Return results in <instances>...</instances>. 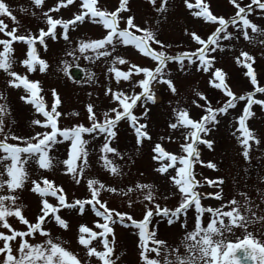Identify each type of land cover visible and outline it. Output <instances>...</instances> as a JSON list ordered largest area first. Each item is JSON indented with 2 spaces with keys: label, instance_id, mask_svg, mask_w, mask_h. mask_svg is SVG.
<instances>
[{
  "label": "rangeland",
  "instance_id": "1",
  "mask_svg": "<svg viewBox=\"0 0 264 264\" xmlns=\"http://www.w3.org/2000/svg\"><path fill=\"white\" fill-rule=\"evenodd\" d=\"M4 2L9 6L18 21V23H14L9 17L0 16V19H3L4 23L8 25L7 30L16 27L18 29L16 35L18 36H27L29 33L38 36L40 29L47 31L48 28L43 13L49 12L60 0H44L43 6L39 8L35 7L31 0H4ZM188 2L195 5L196 0H188ZM202 2L208 6L213 15L223 17L226 20L234 16L237 11L233 4L229 3V0H202ZM237 2L244 7L250 4L251 0H237ZM80 3L81 0H76L74 4L68 7H61L58 12H49V15L53 19L72 20L74 15L81 11ZM120 3L121 0H98L96 7L111 13L120 7ZM160 4L161 0H156L155 6L149 0H127V11L119 13V27L121 29L126 28L127 18L132 17L135 25L153 31L156 39L165 45L161 48L159 45L152 44L154 49L164 51L169 56H175L183 52H194L200 47L194 42L191 35H189L190 33H195L206 40L218 26L217 24L206 23L201 17L193 16L192 13L199 11V8L189 9L185 4V0H168L164 12L156 11ZM21 9L27 11H21ZM247 18L260 29H264V10L253 5V10ZM131 31L135 32V29ZM228 31L233 33L234 36H239V38L232 41L221 40V45L225 48V51H217L211 54L215 56L211 71L221 69L226 74V83L229 88L239 97L254 91V86L251 84L249 77L245 75L247 69L238 66L236 62V57L240 56L242 51L254 57L255 62L252 63V68L256 67L254 73L258 84L264 87V45L258 42L264 40V36L251 33L249 29V34L253 37V42L249 43L243 39L237 28L230 25ZM107 32L108 30L104 29L102 24L92 23L86 18L82 24L77 23L75 27L70 25L69 39L66 41L63 39V29L57 26V38L55 40L51 37L45 38L46 51L39 43L36 45L39 57L49 65L45 73L39 72L38 66L35 72L28 73L20 63L26 58L27 45L19 41L12 44V57L16 61L12 71L22 76L27 75L30 81H39L42 89L39 95L43 97L46 110L50 111L54 103L52 90L54 89L58 95L60 104L57 111L61 113L58 126L61 129H70L77 125L90 127L91 121L88 119L89 114L87 111L89 104L93 105V111L97 119L102 121L104 112H109L112 108L117 107L111 96L105 95L108 88L128 94L141 91L138 87L133 89L132 85L135 81L143 79V74L133 76L131 81L122 80L119 85L116 84L114 74L108 72L114 57H123L129 64L141 68L154 69L156 67L155 61L141 55L133 46L125 47L118 44L116 50L112 52V56H101L99 59L95 58L96 54L91 50L83 54L79 52V45L82 41L87 43L103 39ZM135 34L141 35V33ZM0 39L10 38L0 33ZM0 50H2V46H0ZM106 50L111 52V46H108ZM69 52H72L73 55H68ZM85 57H92L93 59H86ZM129 64L117 65V67L121 71H127ZM73 66H81L84 69L85 76L82 80L74 79L69 73L70 68ZM165 71L168 74L166 78L170 79L176 88L175 94L168 89L167 85H158L155 89L153 88L155 93H158V101L154 104H147V115L143 116L145 108L139 102L133 110L135 115L143 117L139 122L147 125L146 131L151 136V140H144L141 145H137L135 134L127 120H121L114 129L116 136L110 146L115 148L119 155L109 153L108 158L119 168V175H113L103 166V161L100 159L102 155L100 148L104 143V137L96 134H93L96 135L95 139L89 134L83 136L90 143L87 145L88 166L79 184L75 183L71 175L65 174V166L60 163V161L68 158L70 144L68 141L55 145L49 152V155L54 158V166L51 170L40 169L34 161H29L25 165L28 178L24 187L17 189L11 195L18 197L17 204L21 206L22 215L30 223H36L38 215L41 214V197L31 191L32 181H40L43 178L62 188L68 203L91 198L87 188L88 180L98 181L106 188H115L117 189L115 193L101 190L100 201L106 202L109 209L127 213L137 221L143 219L145 204L148 203L143 199L144 193L135 190L138 183L154 186L155 203H158L162 208L167 207L174 210L179 205L181 197L178 189L169 180V174L161 175L155 171L156 168L160 167V162L153 160V148L159 143L167 152L177 156L183 155L180 145L185 142L183 133L187 129L173 130L169 127L170 123H175L173 109H187L193 120H199L205 113L202 108L196 107L193 101L201 105H204L205 101L196 96L197 91L207 97L213 108L221 107L227 97L220 90L209 86L211 71L209 73L197 71L196 65H188L187 61H185L183 69H181L179 63L170 61ZM89 77L92 78L89 79ZM10 79L4 71L0 70V94L5 97V99L0 100V104L7 106V113L3 117L5 132H10L12 135L28 140L36 133L51 131L50 128L45 129L33 125V120L44 121L45 118L35 110L33 105L21 100V96L27 95L23 87H9L8 81ZM255 98L264 100V94L257 93ZM245 104L246 101H237L236 107L229 109L228 115L217 117L218 124L215 126L209 125L211 130L206 136L202 134L203 139L212 142V147L209 148L205 144L198 145L199 159L203 161V165L195 164L193 171L196 179L203 186L198 187L196 191L201 194L202 206L214 209L227 204L233 198L243 204L245 198L240 193H245L254 202V211L256 210L255 204L260 205L261 210L257 211V215H264V203H261V195L264 194V108H261L260 105H253L251 111L254 115L246 122L247 127L260 140V143L256 145L254 141L249 142L252 146L248 159H245L242 155L243 148L237 140V136H240V133L237 132V120L242 115ZM73 113H78V115H73ZM169 137L172 138L171 141L168 139ZM0 139H3V137L0 136ZM58 139L62 138L58 137ZM8 142L18 144L21 147L25 146L21 141L9 140ZM32 142L35 143L36 141ZM209 162L214 164L215 168L206 167L205 165ZM163 163L167 164L168 161L165 160ZM0 171H3L2 166H0ZM169 173L175 174L173 169H169ZM4 178L7 179L6 176ZM221 180L223 181L222 184L219 183ZM209 181L217 183L209 185ZM129 188L134 189V191L124 195L123 193L127 192ZM217 192L221 193V200L211 197L203 198L206 194ZM9 194L6 187L4 191L0 192V195ZM164 197L168 198L165 199ZM47 199L54 206L58 204V201L53 197H47ZM130 200L133 202L132 207L128 206ZM97 207L99 206L97 205ZM223 210L228 211L230 209L225 207ZM58 214L67 221V230L60 228L54 220L50 219L42 226L45 231L50 233V237L54 242L60 243L69 252L75 254L81 264H101L96 257H87V250L78 243V229L83 225L89 227L92 231L99 232L101 229L94 227V225L97 222L103 223V219L95 216L90 205H85L82 215L76 208H61ZM201 219L202 223L206 225L210 219V214L205 213ZM225 220L227 222V218ZM7 222L17 231L28 230L27 226L22 224L16 217H8ZM125 222L130 223L129 221ZM184 222H186V228L181 226ZM194 224L195 211L193 207L189 209L186 217L182 216L173 225H169L167 220L162 217H155L149 227L150 230L156 231L157 239L166 241L169 247H176L180 246L185 233L193 230ZM110 226L115 235L112 259L115 260L119 256L116 264H141L140 250L137 247L138 236L136 232L138 230L123 227L119 223ZM248 231L264 242V224L250 225ZM0 232L11 234L4 228H0ZM244 235L243 229L235 228L232 233H225V238L228 241L236 242L237 238L243 239ZM85 236L87 237V234ZM25 239L30 244H37L43 243L46 237L36 233L33 237H25ZM102 239V237H98L92 242L91 246L95 247L97 251H103ZM108 239L111 241L112 236L109 235ZM19 243V237L16 241L10 242L13 255H19L17 251ZM2 245L3 241H0V247ZM180 251L184 253L182 246ZM3 259L4 257L0 255V261Z\"/></svg>",
  "mask_w": 264,
  "mask_h": 264
},
{
  "label": "snow or ice",
  "instance_id": "2",
  "mask_svg": "<svg viewBox=\"0 0 264 264\" xmlns=\"http://www.w3.org/2000/svg\"><path fill=\"white\" fill-rule=\"evenodd\" d=\"M76 2V0H60V2L49 12H58L61 7H68ZM155 6L156 0H149ZM168 0H161V4L156 11H166ZM31 3L39 8L43 6L44 0H31ZM229 3L237 9L234 16L229 19L217 17L209 11L208 6L203 4L202 0H196L195 5L185 0L186 6L191 9L193 7L199 8V11L193 12L195 17H201L206 23L217 24L215 31L212 32L208 38L202 39L195 33H190L195 43L200 45L194 52H183L175 56H169L164 51H157L152 47V44L159 45L161 48L165 47L158 39L153 31L147 28H140L133 23V18H127V27L121 29L119 27L120 17L119 13L127 11V0H121L120 7L111 13L100 10L96 5L98 0H81V11L74 15V18L69 21L61 19H53L49 12L43 13L46 17L47 31L40 29L38 36H33L29 33L25 35H16L18 29L13 27L8 29V25L0 19V33L10 39H0V70L4 71L11 79L8 81L9 87L20 88L23 87L26 96H21V100L33 105L35 110L40 113L45 119L33 120V125H38L45 129L50 128L51 131L43 133H36L35 136L28 140L22 137L12 135L10 132H5V125L3 117L7 113V106L0 104V166L3 171H0V192L7 188L9 195H0V228L7 229L11 234L0 232V241H3L0 247V255L4 257L0 264H81L77 256L60 243L54 242L50 237V233L45 231L42 227L49 219L54 220L56 225L67 230L68 223L58 214L61 208H76L82 215L85 210V205H90L95 216L103 219V223L97 222L94 227L101 229V231H92L87 226H80L78 229V243L86 250V255L89 258L96 257L101 264H116L119 256L115 260L112 259L114 255L115 235L111 224L119 223L123 227L133 228L138 230V249L140 250L141 264H247L251 261L252 264H264V242L257 239L256 236L248 231L250 225L257 223L264 224V215H257L260 211V205L255 204V211L253 209L254 202L251 201L247 194L240 193L244 196V203L241 204L236 199H231L227 204L220 208L203 207L201 204V194L196 191L198 187H202L201 183L196 179L193 171L195 164L203 165V161L199 159V151L197 150L199 144H205L207 147H212V142L202 138L206 136L209 131V125L215 126L219 123L218 116L228 115L229 109H234L237 101H246L243 108V113L238 117L237 136L238 142L243 148L242 155L245 159L249 157L251 148L250 141H254L259 145L260 140L247 127V120L254 115L251 111L253 105H260L264 108V100L256 99L257 93L264 94V87L259 86L256 75L252 68V63L255 62L247 52H241L240 56L236 57L238 66H243L247 69L245 75L250 78L251 84L254 86V91L237 97L226 83V74L221 69L211 71L215 62V56L211 55L217 51L223 52L225 48L221 45V40L232 41L238 39L239 36H234L229 32V26L237 28L238 32L242 34L243 39L249 43L253 42V37L249 34H257L264 36V29H260L256 24L252 23L247 17L253 10V5L261 10H264V2L262 0H251V3L242 7L237 0H229ZM21 11H27L21 9ZM34 14V13H33ZM0 16L9 17L14 23H18L16 17L12 14L9 6L0 0ZM89 19L92 23L102 24L103 28L108 30L107 35L100 40L91 42H81L79 45V52L85 53L91 50L95 53V58L99 59L101 56H112V52L116 50L117 45L133 46L141 55L149 57L156 62L154 69L141 68L137 65L129 64L123 57L116 56L112 59V66L109 67L108 72L114 74V79L117 85L123 81H131L133 76L143 74V79L135 81L132 85L133 89L140 88L139 93L132 94L123 91H114L108 88L105 91L106 96H111L113 102L117 107L112 108L109 112H104V119L98 120L93 105L87 106L88 119L91 121L90 127L84 125H77L70 129H61L58 126V120L61 113L57 111L60 100L55 90H52L54 103L51 110H46L43 102V97L39 95L42 91L39 81H30L27 75H20L12 71V67L16 61L12 57V44L14 42H23L27 45L26 58L20 61L21 65L28 73L35 72L37 66L39 72L45 73L49 67L48 63L41 59L37 53L36 45H42L44 50H47L45 43L46 37H51L53 40L57 38L56 28L60 26L63 29V39L68 40V31L70 25L75 27L77 23H84ZM135 29V32L131 31ZM135 33H141L137 35ZM264 45V40L258 41ZM111 46L112 51H107V47ZM105 49L104 51H101ZM68 55H73L69 52ZM86 59H93L92 57H85ZM243 58V59H241ZM170 61H175L180 64L181 69L185 67V61L188 65H196L197 71L209 73V86L220 90L227 100L219 108H213L210 101L203 93L196 92V96L200 100L205 101L204 105L193 101V104L198 108H202L204 115L199 120H193L187 109H173L175 115V123H170L169 127L173 130L187 129L183 133L184 143L180 145L183 155L177 156L167 152L161 144L157 143L153 148V160L160 162V167L155 171L164 175L169 174V180L178 189L180 194V203L173 210L167 207H161L155 203L156 197L153 192V185L151 184H137L135 190L144 193L143 199L148 203L145 204V212L143 219L135 220L127 213L117 212L115 209H109L106 202H101L99 199L101 190L115 193L117 189L106 188L105 185L100 184L95 180L87 181V188L91 194V198L87 200H75L72 203L67 202L66 195L62 188L54 185L53 182L46 178L40 181L33 180L31 191L41 197V214L37 217L36 223H30L23 215L21 206L17 204L18 197L11 195L17 189L24 187L25 181L28 178V173L25 170V165L29 161H34L40 169L51 170L54 166L53 157L49 152L57 144H62L65 141L70 142L68 148V158L60 161L65 166L66 173L71 175L75 183L79 184L85 169L88 166V151L87 145L90 141L83 138L84 134H89L96 138V135H103L104 143L100 148L102 153L100 159L103 161L105 169L110 171L113 175H119L120 170L113 164V161L108 158L109 153L119 155L117 150L111 147L112 140L116 136L114 129L121 120H127L129 126L132 128L137 145H141L144 140H151V136L146 131L147 125L141 124L139 121L143 117L134 114L133 110L138 106V102L145 108L143 116L147 115V104L156 103V93L153 90V85H167L168 89L175 94L176 88L165 71ZM129 64L127 71H121L117 65ZM92 77H89L91 79ZM5 99L3 94H0V100ZM114 113V115H112ZM78 115V113H73ZM96 134V135H93ZM235 135V133H233ZM58 137L62 139H58ZM164 139V138H161ZM171 141V137L168 138ZM9 140L21 141L25 146L21 147L18 144L9 143ZM32 141H36L33 143ZM168 163L164 164L163 161ZM8 162V163H6ZM209 168H215V165L208 163L205 165ZM169 169H173L175 174L169 173ZM7 177L5 179L4 177ZM217 182L209 181V185ZM220 184L223 181H219ZM43 185V186H41ZM98 185V186H97ZM145 190H147L145 192ZM134 191L129 188L128 193ZM47 197H53L58 201L57 205L49 203ZM222 199L221 193H209L203 198ZM167 199L168 197H164ZM132 201H129V207H132ZM261 203H264V194L261 195ZM97 205L99 207H97ZM151 205V206H149ZM194 207L195 224L192 231H187L181 240L180 246L169 247L166 241L156 238V231L150 230V225L153 223L155 217H162L167 220L169 225L175 224L182 216L186 217L189 209ZM230 210L224 211L223 208ZM103 209V211H101ZM205 213L210 214V219L206 225L202 223V217ZM8 217H16L22 224L26 225L27 231H17L11 227L7 222ZM227 218V222L225 220ZM129 221L130 223H126ZM182 227L186 228V222L182 223ZM243 229L245 235L243 239L237 238L236 242L228 241L225 238V233H232L233 229ZM39 233L46 237L43 243L30 244L25 237H33L34 234ZM87 234V237L85 236ZM109 235L112 240L109 241ZM20 238L19 247L17 249L18 256L13 255V249L10 244L11 241H16ZM98 237H102L103 251H97L92 247V242ZM219 237V238H217ZM184 248V253H181L180 247ZM154 254V255H153Z\"/></svg>",
  "mask_w": 264,
  "mask_h": 264
},
{
  "label": "water",
  "instance_id": "3",
  "mask_svg": "<svg viewBox=\"0 0 264 264\" xmlns=\"http://www.w3.org/2000/svg\"><path fill=\"white\" fill-rule=\"evenodd\" d=\"M70 73L73 76V78H75L77 80L82 79L84 76V70L79 66L72 67L70 70Z\"/></svg>",
  "mask_w": 264,
  "mask_h": 264
},
{
  "label": "bare ground",
  "instance_id": "4",
  "mask_svg": "<svg viewBox=\"0 0 264 264\" xmlns=\"http://www.w3.org/2000/svg\"><path fill=\"white\" fill-rule=\"evenodd\" d=\"M157 86H158V85H155V84H154V85H153V88L155 89ZM158 98H159V97H158V93H156V102L158 101Z\"/></svg>",
  "mask_w": 264,
  "mask_h": 264
}]
</instances>
